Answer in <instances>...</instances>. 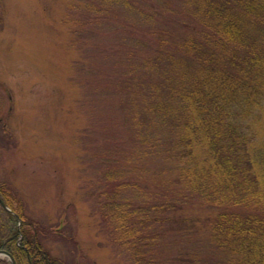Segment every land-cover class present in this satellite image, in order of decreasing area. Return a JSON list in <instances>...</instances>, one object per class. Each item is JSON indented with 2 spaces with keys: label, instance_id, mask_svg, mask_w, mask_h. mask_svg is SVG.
Here are the masks:
<instances>
[{
  "label": "rangeland",
  "instance_id": "1",
  "mask_svg": "<svg viewBox=\"0 0 264 264\" xmlns=\"http://www.w3.org/2000/svg\"><path fill=\"white\" fill-rule=\"evenodd\" d=\"M188 1L0 0V185L13 187L45 244L70 264L224 257L210 235L218 208L177 179L178 133L168 126L182 103L166 100L181 78L171 65L192 59L181 43L186 25L199 27ZM159 30L179 55L155 60ZM165 102L168 115L154 108ZM118 176L131 182L121 197L141 211L131 219L144 236L140 261L107 214L102 192Z\"/></svg>",
  "mask_w": 264,
  "mask_h": 264
},
{
  "label": "trees",
  "instance_id": "2",
  "mask_svg": "<svg viewBox=\"0 0 264 264\" xmlns=\"http://www.w3.org/2000/svg\"><path fill=\"white\" fill-rule=\"evenodd\" d=\"M188 4L199 27L186 25L189 34L181 48L192 59L171 65L173 81L178 68L181 78L167 87L166 99L182 97L168 125L178 133L173 149L180 162L177 179L218 208L210 235L224 257L214 264H264V0ZM158 32L155 53L161 57L155 60L179 55V43L169 46L168 36ZM154 108L167 115L170 111L167 102ZM118 181L112 191L102 192L108 196L107 214L116 221L115 238L140 261L137 244L144 236L139 222L131 219L141 211L133 198L121 197L131 182ZM0 198L21 217L20 226L12 225L15 218L5 220L0 212V250L18 264H70L45 244L44 227L26 216L11 185H0Z\"/></svg>",
  "mask_w": 264,
  "mask_h": 264
},
{
  "label": "bare ground",
  "instance_id": "3",
  "mask_svg": "<svg viewBox=\"0 0 264 264\" xmlns=\"http://www.w3.org/2000/svg\"><path fill=\"white\" fill-rule=\"evenodd\" d=\"M120 179H122V176H118ZM4 184V183H3ZM12 187V186H11ZM13 188V187H12ZM188 194V193H187ZM186 194V195H187ZM108 197V196H107ZM0 203H1V210H0V212H1V214L3 215V217H4V219L5 220H8V221H10V215H12V217H14L15 219L14 220H11V223L10 224H12V225H14L16 222H17V224H19V226H20V219L19 218H21L19 215H18V213H13L12 212V208L2 199V198H0ZM5 211H3V210ZM6 212H8V213H10L9 214V216H8V214H6ZM169 217V216H168ZM19 221V222H18ZM6 251V250H5ZM8 252V251H7ZM9 253V252H8ZM11 254V253H10ZM1 256H4L5 257V255H1Z\"/></svg>",
  "mask_w": 264,
  "mask_h": 264
},
{
  "label": "water",
  "instance_id": "4",
  "mask_svg": "<svg viewBox=\"0 0 264 264\" xmlns=\"http://www.w3.org/2000/svg\"><path fill=\"white\" fill-rule=\"evenodd\" d=\"M1 255L8 256L9 259H10V261H11V264H17L16 259H15L10 253H8L7 251H5V250H0V256H1Z\"/></svg>",
  "mask_w": 264,
  "mask_h": 264
}]
</instances>
